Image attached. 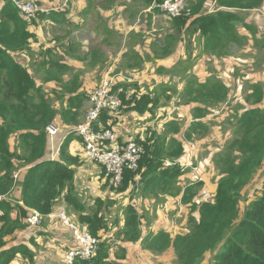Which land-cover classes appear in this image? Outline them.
<instances>
[{
  "label": "trees",
  "instance_id": "obj_1",
  "mask_svg": "<svg viewBox=\"0 0 264 264\" xmlns=\"http://www.w3.org/2000/svg\"><path fill=\"white\" fill-rule=\"evenodd\" d=\"M35 1L42 4L41 0ZM94 1L88 0V6ZM113 1L98 0V3L103 7ZM142 1L149 7L161 0ZM206 1L209 0L187 3L189 13L172 18L170 32L162 37L160 46L151 44L154 56L168 55L181 34L191 37L195 32L203 39L202 50L214 58L229 56L234 46L246 43L247 37L239 33V28L244 26L251 33L254 28L245 22L241 11L259 7L263 0H215L217 5L226 8L202 12ZM152 10L157 11V6H152ZM63 13L65 10L39 12L37 19L62 24ZM35 24L33 19L23 18L12 0H0V264L12 263L19 254L33 262L34 252L27 243L8 246L6 236L13 238L22 231L24 219L32 210L42 215V225L58 200L98 239L96 254L88 260L76 259L74 264H110V261L120 264L118 260L126 256L123 244L138 241L142 249L152 254L171 249L173 264H203L208 255L211 256L208 264H264V85L260 82L246 85L243 99L247 105L238 106L229 114L230 135L212 160L215 190L201 196L198 190L202 182L189 183L181 192L180 178L190 166L180 162L191 164L186 154L187 141L201 131L202 116L225 99L226 85L216 78L199 81L194 75L186 74L181 94L185 102L178 104H191L193 120L183 129V124L164 114V106L172 100L173 88L169 84L158 83L149 89H140L127 81L116 80L112 90L121 99L118 115L148 114L149 120L158 117L159 124L153 123L144 129L142 136L131 138L143 146L136 170L125 169L117 187L105 175L106 184L123 196V202L127 200L122 203V212H117L108 223L103 210L109 201L115 203L114 198L105 202L96 198L93 205L79 198L75 167L81 165L80 156L70 154L68 148L74 135L68 134L64 140L58 160L48 158L47 126L61 119L65 126L72 127L70 113L82 101L84 92L79 91L80 72L57 58L56 48L41 50L43 57L38 62L33 59V52L38 51V46H34L38 43L37 37L32 30ZM106 33L111 34L112 30L107 29ZM254 41L264 50V34ZM73 47L70 45L65 51L73 52ZM131 56L139 57L135 52ZM30 59L35 62L37 72H42L44 89L25 65ZM67 73H71L68 80L64 79ZM52 82L58 88V107L45 93L46 86L53 87ZM131 88L135 91L130 92ZM159 106H163L161 118L159 112L155 114ZM98 122L100 128H112L106 111ZM205 130L202 128V132ZM17 171L22 176L21 181L17 180L21 186L20 198L18 202H11L7 195L17 183L13 177ZM196 193L204 199L195 200ZM178 195L187 209L185 233L171 236L165 228H157L143 235L142 227L150 226L151 220H147V210L138 211L135 197L163 202ZM39 230L36 228V232Z\"/></svg>",
  "mask_w": 264,
  "mask_h": 264
},
{
  "label": "rangeland",
  "instance_id": "obj_2",
  "mask_svg": "<svg viewBox=\"0 0 264 264\" xmlns=\"http://www.w3.org/2000/svg\"><path fill=\"white\" fill-rule=\"evenodd\" d=\"M56 5L59 6V8H57L58 11L65 10V13L62 15L64 21L62 24H52V22L48 21L39 25V32H34L36 33V40L38 42L34 43V46H38L36 47L38 51L33 52V59L38 62V60L43 57L41 56V50H44L47 47L56 48V57L62 62L69 63V66H72L75 71L77 70L80 72L82 77L79 78V81L81 82L79 91L84 92V96L82 97V101L77 103L70 113L69 124L72 127L78 125L84 119L86 111L90 106L88 93L86 92L88 85L90 86L92 82L99 81L101 75H103L102 73L106 72L104 70L111 63L115 62L114 59L116 58L117 54L124 51L125 47L127 48V51L123 52V55L117 56L119 58V63L115 66V69L121 70L123 75L120 73V77H117L116 75L113 77L112 72H110L108 78H114L117 81H127L131 86H135L137 83H142L145 81L148 89L150 86H155L158 83L166 82L169 84L170 88H173V93L170 94L172 100L164 106V114L165 116L169 117V119H174L176 122L183 124V129L190 123V121L193 120V116L191 115L189 109H185L181 104H178V102H185V100L181 98L182 88L184 87L185 81L184 78H181L180 75L178 76L176 72L178 70L185 71V68L187 67L186 71H193L195 77L198 80L203 81L204 79L212 77L218 79L220 82L226 85L228 90L225 99L207 111L206 115L202 116V124L199 127L201 131L194 134L195 137L187 141L186 154L189 162L192 164L195 162L196 164L194 165H196L200 176L202 177L203 172L207 173L210 176V182L213 183L214 171L211 170V167H213L212 160L214 154L220 150V146L230 135L229 132L231 131L230 126L232 125V119L229 118V114H231V112L238 106L247 105L243 99V96L246 93V85L252 84L254 82H260L262 85H264V50H260L257 47L258 42L256 44L255 41H253V37H251L252 41H250L248 47H245L247 41L241 47H234V51L231 53L233 60H230L229 62L228 60H225L221 63V58H214L216 61H218L212 62L208 59H205L206 56H203L205 60L195 59L194 65L192 63V66L188 64H185L186 66H184L183 60H176L173 64V68H176L175 70L177 71H175V73H173L174 75L171 76L170 74H164L165 70H167L165 68L166 63H164V66L161 64L163 68L157 66L152 69L153 63L151 61V52L153 51L151 44L162 39L163 36L160 39H158V37L164 30H170L172 18H168L164 13L155 11V15L150 17L149 14L151 11L142 0H114L112 4L104 5L103 7L98 3V0H95L93 4H90V6H88V0H56ZM22 16L27 20H35L37 18V15L33 18H27L23 14ZM32 29L34 30V27H32ZM107 29L112 30V33L107 34ZM262 36L263 34L260 37ZM50 38H53L55 42L53 41L52 44H48L51 42V40L49 41ZM70 45L74 46V51H65V49ZM132 46L140 47L138 48L140 49L141 58L135 57L126 62L128 58L126 53L133 51ZM93 52H95L94 55L96 57L94 56L91 58ZM97 53L105 54L106 61L99 68L97 67L96 69L92 70L90 63L91 61H98ZM37 55L38 58H36ZM21 56L24 57L23 55ZM123 58H126V60H123ZM73 59H76L78 62ZM169 61H172V59H169ZM25 65L28 66L37 82L41 84L44 89V83L42 82V78H40L42 72H37L35 68V62L30 59L29 62H25ZM70 72L72 73V71ZM71 73L65 74L64 79H70L69 77ZM135 73H139L136 74V76H140V78L135 77ZM155 74L157 75V78H155ZM202 75L204 77H201ZM144 76H147V78H143ZM50 84H52L53 87L46 86L45 93L52 102H55L58 107L59 102L56 99L58 88L55 87L53 82ZM128 90H132V88ZM184 106H190V104L186 102ZM162 108L158 107V109L155 111V114L156 112H159L158 116H160V118L163 115L160 113ZM167 108L170 109L168 114ZM181 108L184 110H181ZM107 114L109 116L110 122L113 123L112 128L110 129H113L114 131H116V128L119 129L122 126L125 127L124 122H127L128 118H130L128 117V114H125L127 116L124 114L118 115V112L114 114ZM158 119L159 118L157 117L156 121H159ZM229 120H231V122ZM57 123H59L60 133H58L55 139L57 142L60 138L63 142V136H65L64 140H66L68 136L66 134L67 126H65L66 124H63L61 119H57ZM126 124L127 126L125 129H127L125 134L129 135V131H131V125L136 123L130 120ZM141 125L143 124L141 123ZM137 127L138 126H135L134 128ZM204 127L206 130L202 132V128ZM131 138L133 137H130L129 139ZM194 144L196 146L195 155L193 154ZM98 167L99 173L104 176L103 186L111 193H108L107 197L98 198H101L104 202L109 200V197L115 199V203L109 201V203L104 206L105 209L103 210L105 218L108 219V223H111L117 212H122V203H125L127 200L123 202L120 199L121 194H116L110 188L109 183H104L106 175L105 169L100 165H98ZM15 173L17 176L15 177L13 175V177L16 182L20 177L21 171H17ZM80 192L83 196L87 195L84 192V189H80ZM78 194L81 201L86 203V197L84 201L83 198L80 197L79 192ZM88 198V201L90 202L91 195ZM194 199L203 200L204 198L200 197L196 193ZM171 202L173 207L168 208V205H166L164 201L161 202L158 200L155 202V200H148L146 202V207L150 209V212L149 218L147 220H153L154 222L156 209H163L166 211L169 221L177 227H180V232L183 234L186 231L187 209L181 203V198L179 197L171 198ZM135 205L136 208H145L143 202H140L137 196L135 197ZM240 206H243V204L240 203ZM62 208H64L62 210L70 218V220H72L73 223L77 225L75 218H73V216L70 214L72 211L70 209L67 210L65 207ZM69 210L70 213L68 212ZM72 215L75 214L73 213ZM40 226L42 228V225ZM80 227V225L77 226L78 229ZM173 234L178 233L174 232ZM44 235L48 236L44 238L42 237L43 239L41 238L42 244L37 245V253L40 255L38 251L39 249L41 252L47 253V255L44 256L53 258L54 255H56V249L54 246L55 243L52 244L50 241L51 234L45 233ZM105 236H107V234H105ZM73 240L76 244L74 237L71 235V244ZM46 244H52L53 246H49L47 248L45 247ZM44 256L42 255V258ZM209 258H211V256L208 255L203 264H208ZM44 263L46 262L44 261ZM110 264H115V262L110 261ZM120 264L125 263H121L120 261ZM126 264H173V259L171 252L164 254H152L141 249L137 250L132 248L128 253V261Z\"/></svg>",
  "mask_w": 264,
  "mask_h": 264
},
{
  "label": "crops",
  "instance_id": "obj_3",
  "mask_svg": "<svg viewBox=\"0 0 264 264\" xmlns=\"http://www.w3.org/2000/svg\"><path fill=\"white\" fill-rule=\"evenodd\" d=\"M41 1H42V5H48V6H49L48 2L56 3V0H41ZM186 1L189 4L190 2L195 1V0H186ZM222 8H226V7H222L220 5H217L215 0H209L203 4L201 10H202V12L203 11L204 12H214L216 9H222ZM148 9H150V11H151L149 16L150 17L154 16L155 10H152L151 6H149ZM157 11H160V10L158 9ZM241 12H242V15L244 17L245 22L252 24L253 28H254V32H252V33L244 26H242V28H239V33L243 34V36L247 37V39H246L247 43L245 44V47H248L250 44V41H252L251 37H253V41H254V38H258L262 34H264V0L259 7H255L253 9H249V10L248 9L242 10ZM34 21H36V24H35L34 30L32 29L33 32H35V31L39 32V29H40L39 25L40 24H42L44 22H48V21L52 22L49 19L39 21L37 18ZM52 24H54V23L52 22ZM168 32H170V30L169 31L164 30L161 33V35L158 37V39H160L162 36H164ZM139 33H140V31H139ZM34 34L36 35V33H34ZM50 40H51V42H49L48 44H52V42L54 41L53 38L52 39L50 38L49 41ZM202 40L203 39L199 37L198 32H195L194 35L191 37L188 34H181L178 43L176 44L174 49L168 55L160 58V57L154 56L153 51L151 52V61L153 63L152 69L154 67H157V66L162 67V66H164V63H166L165 68L167 70H165L164 74H170L172 76V75H174L173 73H175L172 68L174 67L173 64L176 60L177 61L183 60L184 66H186L185 64L192 66V63L194 65L195 59H197V60L208 59L209 61L217 62L218 60L216 61V59H214V57L210 56L209 54L205 53L202 50V47H201ZM153 43H155L159 47L161 44V40L153 42ZM138 47L139 46H132V49H133L132 52H135L137 54V56L139 55V58H141L140 57L141 53H140V49H139L140 47L139 48ZM234 47H236V46H234ZM234 47L232 48L231 53L234 51ZM150 49H151V46H150ZM148 50H149V48H148ZM125 51H127L126 47H125V50L122 51L121 53H118L117 56L123 55V52H125ZM132 52H127V53H129V56H128L126 62L133 59V57L131 56ZM94 53L95 52L92 53L91 58L95 56ZM231 53L229 56L226 55V57L223 56V58L219 57L222 60L220 62L222 63L225 60H228V62H229L230 60H233V58L231 57ZM71 56H73V55H71ZM117 56L114 59L115 62L111 63L110 64L111 66L109 65L104 71L112 72V76L116 75L117 77H120L121 76L120 73L122 74V71L115 69V66L119 63V58ZM203 56H206V58L204 59ZM97 58H98L97 62L91 61V63H90L92 70L96 69L97 67L99 68L106 61L105 54L97 53ZM124 59L126 60V58H123V60ZM169 59H172V61H169ZM73 60L76 61V59H73ZM76 62H78V61H76ZM65 63L67 65H69V63H67V62H65ZM161 64H162V66H161ZM115 72H119V73H115ZM171 72H173V73H171ZM187 72L188 71L185 72L184 70L183 71L179 70L176 73L178 74V76L180 75L181 78H186ZM105 73H102L103 75H101V78H102V76H104ZM188 73H190V74L192 73L195 76L193 71L192 72L189 71ZM136 74H139V73H135V75H134L135 77H137ZM154 76H155V78H157L156 74ZM80 77H82V76L80 75ZM201 77H204V76L202 75ZM137 78H140V76ZM143 78H147V76H144ZM100 79L97 82H92L90 86L88 85L86 92L92 86L97 85L100 82ZM199 81H201V80H199ZM164 83H166V82H164ZM136 85L140 89H142L144 87L148 88L145 81H143L142 83H137ZM133 91H135V89L130 90V92H133ZM184 105L182 104V107L190 110L191 104H190V106H184ZM194 105H196V103H194ZM263 105H264V100H263ZM159 107L162 108L163 106H159ZM181 110H184V109L181 108ZM126 114H128L129 115L128 117H130V118H128L127 122L132 120L136 124L131 125V131H129L130 132L129 135L125 134L126 129H127V128L125 129V127L127 126V124H126L127 122H124L125 127L122 126L119 129L116 128L115 130H116V134L118 136L119 141L127 140L130 137H135L136 135L140 136V134L142 136L144 129L147 126L155 125L153 123H157L156 125L159 124V121H156V119L149 120L148 117L150 115H148V114L139 115V114H136L133 112H131V113L128 112ZM125 116H127V115H125ZM141 123L143 125H141ZM135 126H138V127L134 128ZM132 132H134V133H132ZM76 137H79V136H73V138L71 139V141L68 145L70 154H72V155L78 154L80 156L81 165H78L77 167H75V185L77 188V192L80 193V197H82L84 201H85V197H86V200H87L86 204L93 205L96 198L107 197V194L108 193L111 194V193L103 186L104 176L101 173H99L98 165L94 164L91 160H89L84 155L81 138L80 137L76 138ZM199 142H202V141H199ZM89 163H91V164H89ZM194 164H196V163L194 162ZM192 167L193 166H190L189 169L187 170V172L180 178L179 184L181 186V192H182L183 188L187 184L190 183V179H191V175H192ZM211 170H212V167H211ZM24 172H25V169H23V171H22V174H21L22 176H24ZM210 174H211V172H210ZM22 176H20L18 181L22 180ZM211 176H212V174H211ZM18 181H17V184H18ZM202 181H203L202 187H205L208 191H211V192H213L215 190L216 180L214 179L213 183L210 182V176L207 173L203 172ZM104 183L106 184V182H104ZM80 189H84V192L87 195L83 196L82 193L80 192ZM20 190H21V186L18 184L7 195L8 199L11 200V202H18L19 198H20ZM90 195H91V198H90L91 201L89 202L88 197ZM178 197L180 198V195H178ZM109 198H112V197H109ZM138 198H139V201L143 202V204L145 206V208L144 207L143 208L137 207L138 211L141 213L144 210H147L148 212H150V209H148L146 207V202L150 199H144V198H140V197H138ZM120 199H123L122 195H121ZM164 201H166L165 204L168 205V208L173 207L171 204L172 203L171 198H166ZM153 204H154V202H153ZM62 207H65L68 210V208L62 203V201L58 200L55 202V204L53 205L52 211L45 217V220H43L42 228H41V226L38 227L40 229L39 231L36 232V229L26 230L25 228H23V230L17 232L13 238L11 237V235L6 236V240L8 241V246L12 245V244H17L19 242H23V243H27L28 247L31 248V250L34 252L33 262H29L27 258H24V256L19 254L16 256L14 261L10 264H41V262H42V264H63L66 251L69 248H71V246H73L75 244V242L73 240V242L71 244L72 233H71L70 229L67 228L66 226H63L57 218H54V216H50L51 214H54L56 212L63 211L62 209H64V208H62ZM154 209H155V207H154ZM68 212L70 213V210ZM70 214H71V216H73V218H75V215H72L73 214L72 212ZM155 214H156V216L154 218V222L152 220L150 226H148V227L143 226L142 227L143 235L146 234L148 230L153 231V230H156L157 228H165L167 231H169L171 236L175 235V234H173L174 232H177L178 234L181 233L180 232L181 228L177 227L176 225H174L173 223H171L169 221L166 211H164L163 209L157 208L155 211ZM12 216L15 217V215H12ZM75 220H76V218H75ZM76 222H77V220H76ZM78 224L81 226L80 227L81 230H85V227L83 225H81L80 223L77 222V226H79ZM45 233L51 234L50 241L52 244L55 243L54 246L56 249V255H54L53 258L48 257V256H44V255H47V253L41 252V250H39V249H38V251H39L40 255H38V253H37V245L42 244V242H41L42 239L44 237L48 236V235H44ZM72 237H73V235H72ZM28 238H30V240ZM52 244H46L45 247L48 248L49 246H53ZM123 245L126 247V256H125V259L118 260V262L121 261V263H125V264L128 261V253L132 248L133 249L135 248L137 250H139V249L144 250L141 248L139 241L137 243L128 242V243H124ZM112 248H114V247H112ZM144 251H147V250H144ZM147 252L149 253V251H147ZM167 252H171L172 259L174 260L172 250L169 249L165 253H167ZM162 254H164V253H162ZM42 255L44 256L43 258H42ZM45 257H46V259H45ZM43 260L46 263H44Z\"/></svg>",
  "mask_w": 264,
  "mask_h": 264
},
{
  "label": "built area",
  "instance_id": "obj_4",
  "mask_svg": "<svg viewBox=\"0 0 264 264\" xmlns=\"http://www.w3.org/2000/svg\"><path fill=\"white\" fill-rule=\"evenodd\" d=\"M20 14L27 18L35 17L39 12L48 13L51 10H57L59 6L39 4L35 0H12ZM164 13L168 18L188 14V5L186 0H161L152 4ZM151 6V7H152ZM110 72H106L100 82L88 89V99L90 106L86 111L84 119L74 127H66V134L77 135L81 138L84 155L93 163L102 166L106 175L110 176V182L114 187L121 183L125 169L136 170L138 161L143 153V146L134 139L119 141L116 131L110 128H100L98 122L102 112L114 114L121 106L120 97L113 92L112 86L116 81L114 78H108ZM105 77V78H104ZM114 77V76H113ZM96 124L98 127H96ZM48 134V158L50 161L58 160L61 145L64 143L59 138L56 142V136L60 133L59 123L53 121L46 128ZM196 149L193 145V154ZM189 162V160H188ZM190 163V162H189ZM181 165L193 166L190 183L202 180L196 165L180 162ZM16 177L17 174L14 173ZM199 195L204 196L209 191L202 187L198 190ZM50 216L57 218L63 226L70 229L76 244L67 250L63 264H74L76 259L88 260L93 257L98 249V239L91 236L86 230H80L77 225L63 212L59 211ZM42 215L32 210L24 219V228L33 230L41 225Z\"/></svg>",
  "mask_w": 264,
  "mask_h": 264
},
{
  "label": "bare ground",
  "instance_id": "obj_5",
  "mask_svg": "<svg viewBox=\"0 0 264 264\" xmlns=\"http://www.w3.org/2000/svg\"><path fill=\"white\" fill-rule=\"evenodd\" d=\"M119 110V109H118ZM199 182H202V184H203V181L201 180V181H199ZM202 188V186L200 187V189Z\"/></svg>",
  "mask_w": 264,
  "mask_h": 264
}]
</instances>
